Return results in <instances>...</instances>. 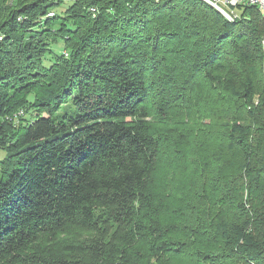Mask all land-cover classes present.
<instances>
[{
	"label": "trees",
	"instance_id": "trees-1",
	"mask_svg": "<svg viewBox=\"0 0 264 264\" xmlns=\"http://www.w3.org/2000/svg\"><path fill=\"white\" fill-rule=\"evenodd\" d=\"M237 14L0 0V264H264V12Z\"/></svg>",
	"mask_w": 264,
	"mask_h": 264
},
{
	"label": "built area",
	"instance_id": "built-area-1",
	"mask_svg": "<svg viewBox=\"0 0 264 264\" xmlns=\"http://www.w3.org/2000/svg\"><path fill=\"white\" fill-rule=\"evenodd\" d=\"M219 5L225 7V12L229 13L230 19L240 17L237 14V8L240 6H257V1L259 0H212ZM3 38L0 36V41Z\"/></svg>",
	"mask_w": 264,
	"mask_h": 264
},
{
	"label": "rangeland",
	"instance_id": "rangeland-1",
	"mask_svg": "<svg viewBox=\"0 0 264 264\" xmlns=\"http://www.w3.org/2000/svg\"><path fill=\"white\" fill-rule=\"evenodd\" d=\"M202 2H204L203 0H201ZM205 3V2H204ZM206 4V3H205ZM208 5V4H207ZM49 17H51L50 15H49ZM52 17H53V15H52ZM64 44H63V42H60L57 46H55V47H53L52 48V51H53V53H52V55H49V58L47 59V60H45V62H44V65L46 66V67H49L51 64H52V62L51 61H53V58L54 57H58V56H60L61 57V55L64 53ZM50 59V60H49ZM30 99H33L32 97L30 98ZM61 113L63 114L64 113V110H62L61 111ZM35 116H36V113H34V112H30L27 116H26V120H29V121H31V120H33V119H35ZM18 117V116H17ZM19 118V117H18ZM18 118H16L15 117V121H17V123L19 122L18 121ZM20 120V119H19ZM3 154L2 153H0V159H3Z\"/></svg>",
	"mask_w": 264,
	"mask_h": 264
},
{
	"label": "bare ground",
	"instance_id": "bare-ground-1",
	"mask_svg": "<svg viewBox=\"0 0 264 264\" xmlns=\"http://www.w3.org/2000/svg\"><path fill=\"white\" fill-rule=\"evenodd\" d=\"M206 4H208L210 7H212L213 9H215L216 11H218L221 16H223L225 19H227L228 21H234L237 18H233L230 19L229 17V13L225 12V7H223L222 5L217 4L216 2L212 1V0H203ZM259 9V11L264 12V0H259L257 1V6H255ZM53 14H51L50 16L52 17Z\"/></svg>",
	"mask_w": 264,
	"mask_h": 264
}]
</instances>
